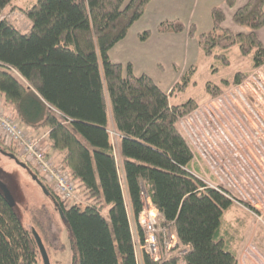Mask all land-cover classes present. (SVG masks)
<instances>
[{"label": "trees", "instance_id": "obj_1", "mask_svg": "<svg viewBox=\"0 0 264 264\" xmlns=\"http://www.w3.org/2000/svg\"><path fill=\"white\" fill-rule=\"evenodd\" d=\"M13 1L0 0V98L16 123L48 129L49 146L62 152L59 164L81 201H63L36 176L66 223L72 264H138L110 112L137 222L146 195L163 224H172L178 241L159 260L144 248V264H240L222 235L224 214L234 201L191 172L194 153L178 129L179 119L197 107L196 101L173 105L150 76H137L131 63L110 59V50L141 18L150 0H35L25 8ZM225 3L233 7L235 0ZM6 8L10 13L18 9L30 30L23 32L13 23ZM211 17L213 28L198 35L193 26L178 20L162 22L158 29L187 30L207 57L217 49L238 46L243 56H251L254 68L264 65V43L257 36L264 27V0H249L236 10L233 22L247 33L224 28L226 16L219 6L212 8ZM150 34L140 33L139 38L146 41ZM226 57L217 55L227 65ZM193 71L172 90L183 93ZM246 77L237 73L232 84ZM230 84L223 80L224 86ZM206 91L213 97L221 89L208 82ZM0 143L5 144L1 136ZM8 148L4 150H16ZM34 230L46 245L41 218L23 222L0 190V264H36L41 254ZM138 232L145 246L139 223Z\"/></svg>", "mask_w": 264, "mask_h": 264}, {"label": "rangeland", "instance_id": "obj_2", "mask_svg": "<svg viewBox=\"0 0 264 264\" xmlns=\"http://www.w3.org/2000/svg\"><path fill=\"white\" fill-rule=\"evenodd\" d=\"M34 1L13 2L18 8H25ZM193 5L191 14L186 11L179 14L171 2L150 1L145 15L130 27L125 40L113 47L111 56L113 61L131 60L135 75L150 76L170 95L171 104L179 105L189 99L196 101L197 107L178 122L180 133L194 153L191 172L210 186L225 190L233 199L234 204L224 214L222 235L239 263L264 264V65L254 68L251 56H243L238 46L227 51L217 49L213 56L207 57L196 38L186 36L188 41L184 43L182 39L179 42L178 36H160L159 25L175 18L186 26L191 23L187 27L193 26L197 35L205 32L206 15L199 2ZM10 9L5 10L9 19L23 32L29 31L28 19L18 9L12 13ZM146 31L151 32L152 37L141 41L139 34ZM217 55L227 56L228 64ZM188 70L194 71L185 91H173ZM237 73L247 77L241 84L233 85ZM223 80L231 84L224 86ZM208 82L217 85L220 94L210 96L206 91ZM110 124L112 140L117 144ZM45 130L48 129H38L40 134ZM35 138L41 140L43 150L59 165L62 152L53 150L45 135ZM5 147L10 149L0 143L2 150ZM13 154L26 167L0 151V183L10 190L23 222L41 218L48 235L45 247L50 264H72L66 223L58 217L51 197L33 179L35 174L44 181L43 176L35 171L32 163L20 158L19 150ZM45 185L54 192L51 185ZM76 201H81L78 193ZM36 264H44L42 258Z\"/></svg>", "mask_w": 264, "mask_h": 264}, {"label": "built area", "instance_id": "obj_3", "mask_svg": "<svg viewBox=\"0 0 264 264\" xmlns=\"http://www.w3.org/2000/svg\"><path fill=\"white\" fill-rule=\"evenodd\" d=\"M0 107V136L5 144L19 150L21 159L25 158L33 164V168L51 185L54 192L68 203H76L77 191L74 182L60 164L57 165L42 148L41 140L27 134L10 115ZM146 199V200H145ZM138 223L145 233V250L154 259H160V252L167 253L177 245V237L172 224L164 225V219L147 196L144 197L143 209ZM184 250V249H183Z\"/></svg>", "mask_w": 264, "mask_h": 264}, {"label": "crops", "instance_id": "obj_4", "mask_svg": "<svg viewBox=\"0 0 264 264\" xmlns=\"http://www.w3.org/2000/svg\"><path fill=\"white\" fill-rule=\"evenodd\" d=\"M150 1H152V0H150ZM165 1L169 2V3L170 2L173 3V7L177 10V12L179 14H182L185 11L187 13L191 14V11L194 9V5H193L194 2H199V7L201 5L203 14L206 15V18H207V20H206L207 28L205 29L206 30L205 32L210 31L213 28L211 10L213 7H216V6L221 7L225 13L226 20L223 23L224 28L229 29L234 33H247L249 31L247 28L238 26L233 22V16H234L236 10L238 8L244 6L249 0H235V5L233 7L228 6L225 3L226 0H165ZM144 15H145V13H144ZM175 20H181V19L175 18ZM209 20H211V23H209ZM190 24L191 23H187V26H189ZM197 24H196V26H197ZM196 29H197V27H196ZM160 34H161L160 36H175V37L178 36L179 37L178 39L180 40L179 42H181V39H182L184 41V43H186V41H188L186 36H189L187 30L183 31V32H179V33L178 32H176V33L175 32H167V33H160ZM257 36L264 43V27L257 31ZM126 37H127V35L125 36V38ZM125 38L122 39V41H124ZM112 50H113V48L109 52L110 53L109 56H110V59L113 61L114 59L111 56ZM113 62L126 64V63H131V60L116 59ZM134 71H135V69H134ZM2 105H3L2 99L0 98V107L3 108ZM3 110L7 113H13V112H11V109L8 107H5V109L3 108ZM108 118H109V121L111 123L110 125H112V127L114 128V125L112 123L113 119H112L111 112H110ZM23 127L22 128L30 136H33V137L38 136L39 137V135H43V136L45 135L47 137L48 132L46 130L42 131V134H40L41 130L38 131V130H35V129L30 128V127H25V126H23ZM113 130H114L113 132H114L115 136H117V134L115 132V128ZM116 143L117 144H115V154H116V159H117V163H118L119 176H120L121 185H122V189H123V195H124V200H125V204H126V209H127V213H128L129 220H130L131 232H132V236H133V240H134L136 258H137L138 264H144V261H143V254H144V244L143 243L144 242H142L140 237H139L138 222H137V218L134 216L132 206H131V202H130V198L128 195V190H127V185L125 182V175H124V171H123V166H122L121 158L119 155L118 141ZM164 255H167V252L164 249H162L160 252V257H163ZM179 264H185V263L180 262Z\"/></svg>", "mask_w": 264, "mask_h": 264}, {"label": "water", "instance_id": "obj_5", "mask_svg": "<svg viewBox=\"0 0 264 264\" xmlns=\"http://www.w3.org/2000/svg\"><path fill=\"white\" fill-rule=\"evenodd\" d=\"M0 151L3 154H5L6 156L12 158L20 166L26 167V164L23 163L22 161H20L19 158L16 155H14L13 153L6 152V151L2 150L1 148H0ZM33 179L40 186L42 191L47 196H49L46 187L42 184V182L38 179V177L35 174H33ZM0 190L3 193L4 197L6 198V200L10 203V205L11 206H15V199L12 196V194H11L10 190L8 189V187L4 183H0ZM33 234H34V237H35L36 242L38 244L39 251H40L43 263L44 264H50L49 257H48V254H47V250H46V247H45L42 239L40 238L39 234L35 230L33 231Z\"/></svg>", "mask_w": 264, "mask_h": 264}]
</instances>
